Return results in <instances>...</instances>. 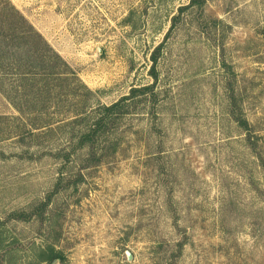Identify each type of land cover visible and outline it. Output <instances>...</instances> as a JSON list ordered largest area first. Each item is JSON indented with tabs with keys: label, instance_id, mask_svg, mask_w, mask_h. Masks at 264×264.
Masks as SVG:
<instances>
[{
	"label": "rangeland",
	"instance_id": "374dc122",
	"mask_svg": "<svg viewBox=\"0 0 264 264\" xmlns=\"http://www.w3.org/2000/svg\"><path fill=\"white\" fill-rule=\"evenodd\" d=\"M7 1L76 77L1 74L0 264H264V0ZM158 49L84 168L77 114L151 85Z\"/></svg>",
	"mask_w": 264,
	"mask_h": 264
},
{
	"label": "trees",
	"instance_id": "16d2710c",
	"mask_svg": "<svg viewBox=\"0 0 264 264\" xmlns=\"http://www.w3.org/2000/svg\"><path fill=\"white\" fill-rule=\"evenodd\" d=\"M4 2L5 5L0 8V79H3L4 76L2 75L5 67L8 66L10 70L13 69L15 71L18 82L17 88H23L25 95L36 94L33 92V86H38L40 89L41 85L45 87L40 89L42 94L46 91L50 95L52 87H55V85L50 86L53 81L62 79L67 82L70 75L75 76L76 74L34 25L10 2L7 0H4ZM205 3L206 0H192L190 5H197L201 9ZM159 53L160 50L158 49L152 56L151 75L154 82L151 85L132 88L128 96H124L110 105H98L90 111L89 115H86L87 111L77 114L78 116L73 123L81 126V129L79 132L72 134L71 139H78V143L74 146L75 149L87 148L84 168L88 165L89 167L96 165L102 160L101 154L98 153L99 141L105 134L113 130L117 120L128 113V101L130 102V99L144 94L155 96L154 86L158 79L156 65ZM0 92L9 101L12 102L14 100L12 95L4 88L2 82L0 84ZM13 105L18 111L22 112V108L19 105L14 102ZM92 113H95L93 117H91ZM236 120L247 131L249 134L248 141L254 147L255 144L250 140L252 129L248 122L241 116H236ZM45 126L49 127L51 124H46ZM73 153L75 152L72 151L71 154ZM45 205L46 203L43 204V206ZM13 216L26 219L31 215L20 212L13 214ZM182 244L181 242L179 243V248L182 247ZM55 258H60V255L53 254L49 260L53 261Z\"/></svg>",
	"mask_w": 264,
	"mask_h": 264
},
{
	"label": "water",
	"instance_id": "95a60500",
	"mask_svg": "<svg viewBox=\"0 0 264 264\" xmlns=\"http://www.w3.org/2000/svg\"><path fill=\"white\" fill-rule=\"evenodd\" d=\"M125 254H126L127 260L128 261H132V259H133L132 253L130 251H126ZM59 261L60 260L56 258V259L53 260V262L51 264H59Z\"/></svg>",
	"mask_w": 264,
	"mask_h": 264
}]
</instances>
